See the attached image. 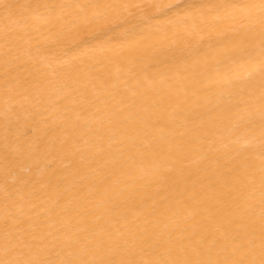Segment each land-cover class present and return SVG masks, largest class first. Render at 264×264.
Returning a JSON list of instances; mask_svg holds the SVG:
<instances>
[{
	"label": "bare ground",
	"instance_id": "bare-ground-1",
	"mask_svg": "<svg viewBox=\"0 0 264 264\" xmlns=\"http://www.w3.org/2000/svg\"><path fill=\"white\" fill-rule=\"evenodd\" d=\"M261 5L0 0V259L261 264Z\"/></svg>",
	"mask_w": 264,
	"mask_h": 264
},
{
	"label": "snow or ice",
	"instance_id": "snow-or-ice-1",
	"mask_svg": "<svg viewBox=\"0 0 264 264\" xmlns=\"http://www.w3.org/2000/svg\"><path fill=\"white\" fill-rule=\"evenodd\" d=\"M76 8H81V9H87V8H96L100 7V5H95V4H86V5H80L76 4L73 5ZM40 7H45L48 8L50 7L49 5H37V8ZM55 7V6H51ZM61 7H64L61 5ZM105 7L109 8H122L124 10H130L133 8H141L142 5L140 4H131V3H122L119 5H105ZM261 10L264 12V5H261ZM131 21L125 19L124 23H130ZM261 24H262V34H264V16L261 18ZM122 26V25H120ZM256 67L257 70L264 76V48H262L259 57L256 59ZM251 75V73H249ZM260 144H261V164H260V170L262 173H264V89L261 91L260 95ZM251 115L252 113H249V119L251 122ZM245 143H248L247 141ZM0 264H76L75 261L72 260H66V261H59V262H52L48 260L44 261H38V260H11V259H0ZM80 264H87V262H80ZM109 264H112V262H109ZM119 264H137L136 261L134 260H129V261H120ZM147 264H245L244 260H239V261H233V260H226L223 262L220 261H193L190 259H171V260H150L147 262ZM261 264H264V259L261 260Z\"/></svg>",
	"mask_w": 264,
	"mask_h": 264
}]
</instances>
